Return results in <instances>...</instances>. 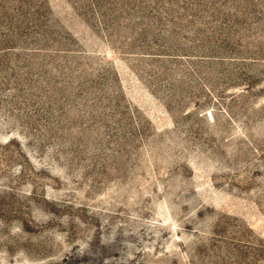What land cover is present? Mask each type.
<instances>
[{
  "label": "rangeland",
  "instance_id": "1",
  "mask_svg": "<svg viewBox=\"0 0 264 264\" xmlns=\"http://www.w3.org/2000/svg\"><path fill=\"white\" fill-rule=\"evenodd\" d=\"M0 264H264V0H0Z\"/></svg>",
  "mask_w": 264,
  "mask_h": 264
}]
</instances>
